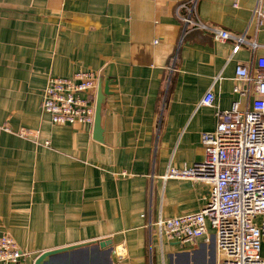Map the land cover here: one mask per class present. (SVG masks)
<instances>
[{"label":"crops","instance_id":"obj_1","mask_svg":"<svg viewBox=\"0 0 264 264\" xmlns=\"http://www.w3.org/2000/svg\"><path fill=\"white\" fill-rule=\"evenodd\" d=\"M257 2L0 0V225L25 253L10 264L73 245L55 264L221 263L211 228L210 241L182 244L156 222L204 207L211 185L166 174L204 158L217 110L257 97L236 80L239 64L255 69L264 56ZM190 15L207 28L186 30ZM83 70L98 75L89 95L100 126L53 124L42 110L49 78Z\"/></svg>","mask_w":264,"mask_h":264},{"label":"built area","instance_id":"obj_2","mask_svg":"<svg viewBox=\"0 0 264 264\" xmlns=\"http://www.w3.org/2000/svg\"><path fill=\"white\" fill-rule=\"evenodd\" d=\"M253 17L264 27V0H258ZM182 20L186 30L207 28L191 15ZM209 30L218 40L233 39L237 46L247 44L253 51L259 47L245 35ZM236 80L254 85L257 97L252 107L241 109L235 102L231 109L217 110L215 129L201 135L204 158L191 166L170 167L166 174L211 185L208 202L199 211L161 218L156 225L168 241L182 244L195 243L204 235L210 241L211 228L220 264H264V219L256 222L257 216H264V56L258 57L255 69L239 64ZM97 81L92 70L79 71L73 77H50L43 91V112L55 125H93L97 106L89 94ZM235 90L242 92L239 86ZM211 100L209 94L204 101ZM19 134L26 135V129L21 128ZM24 255L15 238L0 225V264L16 263Z\"/></svg>","mask_w":264,"mask_h":264},{"label":"water","instance_id":"obj_3","mask_svg":"<svg viewBox=\"0 0 264 264\" xmlns=\"http://www.w3.org/2000/svg\"><path fill=\"white\" fill-rule=\"evenodd\" d=\"M100 116H101L100 115V101L98 100L97 110H96V118H95L96 128H98L100 126V121H101ZM107 244L108 243H104L103 246H106ZM76 248H78V245H73V246L63 247V248L54 249V250H50V251H45L41 255H39L35 264H55L57 262L56 256H58L59 254H62V253H66V252L75 250ZM70 262H71L70 258L65 260V263L73 264ZM84 263H85V261L77 262V264H84Z\"/></svg>","mask_w":264,"mask_h":264}]
</instances>
